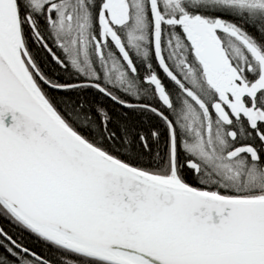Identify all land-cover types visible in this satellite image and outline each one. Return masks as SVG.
<instances>
[{
	"label": "snow or ice",
	"instance_id": "obj_1",
	"mask_svg": "<svg viewBox=\"0 0 264 264\" xmlns=\"http://www.w3.org/2000/svg\"><path fill=\"white\" fill-rule=\"evenodd\" d=\"M0 264H264V0H0Z\"/></svg>",
	"mask_w": 264,
	"mask_h": 264
}]
</instances>
